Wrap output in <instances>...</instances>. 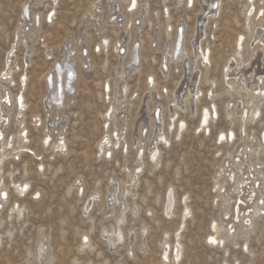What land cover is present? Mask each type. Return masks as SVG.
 Returning a JSON list of instances; mask_svg holds the SVG:
<instances>
[{"label":"rangeland","instance_id":"1","mask_svg":"<svg viewBox=\"0 0 264 264\" xmlns=\"http://www.w3.org/2000/svg\"><path fill=\"white\" fill-rule=\"evenodd\" d=\"M24 1L26 0H0V73L4 68L6 51L15 44L16 36H13V32L19 18L20 5ZM52 1L43 0L41 4L32 7L33 10L45 14L52 6L55 8V15L52 22L41 19V29L32 45L31 55L25 52L21 41L23 36H18L15 62L18 67L13 64L14 83H11L9 88L16 93L20 75L23 73L27 75L26 85L22 89L27 105L24 109V124L26 123L29 131V141L26 145L32 150L24 148L12 161H5L4 165L2 164L3 172H0L3 173L6 184L10 185L12 180L29 181L30 188L25 196L20 197L9 188L7 202L0 208V264H38L33 253L40 238H44L43 241L51 253L52 259L49 264H84L88 261L92 264H174V259H164L161 252L163 242L166 240L171 245L175 241L176 228L182 226L180 210L183 198L187 199L192 212L185 219L183 227L178 230L182 256L176 264H264V215L254 216L252 228L247 231L240 227L242 220L236 219V216L232 217L233 213L224 215L222 212L223 207L230 203L235 208L239 207L241 213L246 210L247 215L248 209L251 210V204L262 188V183H258L255 172L256 169H264L262 148H258L255 155L254 153L249 155L254 157V166L250 173L236 171L233 179L228 178V173L234 167L233 162L237 163L245 158V152L249 153V148L258 144L261 130L264 128V100L260 105L259 117L251 123L247 122L243 132L239 127L238 116L226 115L227 102L232 100L226 92L229 86L227 81L233 76L224 77L223 66L233 54L237 35L241 32L245 34L242 40V58L248 56V48L254 41L248 36L250 29L247 25L260 22L257 10L263 0L253 1L254 9L250 20L243 14L246 0H218L215 17L208 16L210 20L204 27L202 42L200 41L198 45L209 49L210 63L204 67L200 64L202 61H197L201 73L197 86L202 91L199 101L194 104L196 114L192 112V108L182 105L183 108L178 111L175 118L186 121L187 127H184L180 136L174 135V125H170V132L167 124L164 125L170 139L168 143L159 145L161 148L159 167L153 168L146 158L145 150L148 145L146 146L147 142L144 141L142 157L145 163L139 175V182L132 187L134 195L136 194L133 201L139 207L136 214L128 212L126 221L124 220L122 224L124 233L131 230L136 236L128 239L127 235L116 250H109L108 244L102 238V229L110 228L115 222L113 214L106 213L108 210L106 189L114 183H119L122 189L128 178L127 172L135 167L138 146L133 144L132 147V120L140 112L142 98H148L147 103L151 107L165 108L164 112L167 114V107L172 106L169 101L177 89V86L174 88L175 83L177 79L179 82L184 77L179 62L178 68L174 62L171 63L172 69L167 76L159 70L163 45L166 42H170L171 45L173 42L172 33L167 40L162 29L167 23L172 25L178 23L183 26L182 37L185 39L182 38V45L187 47L185 58L190 63V59L195 58L190 50V43H196L193 37L198 19L196 16L201 13L205 3L204 0H193L190 6L188 0H167L166 5L169 6L170 14L167 21L159 12L162 8L161 0H146L150 4L148 18L151 21L143 23L141 32L136 33L131 29L129 38L121 36L128 41L125 42L124 49L133 38L141 44L139 48L142 56L139 62L141 67L128 75L121 73V66L127 61L128 55L123 51L122 57L119 58L112 46L119 37L114 32L116 26L108 24L105 27L104 35L111 43L106 50L93 51L92 46L98 41L99 36L94 34L89 36L90 46L84 53L87 62L78 70L74 98L65 108L66 125L62 132L66 137L67 151L52 154L51 149L41 142L43 131H46L48 126L43 108L47 92L43 74L54 60L59 59L62 42L65 39L74 40L81 21L90 16V4L94 0H55V4ZM105 3L106 0H101L102 18ZM260 28L259 25L255 26V30ZM154 30L158 36H152ZM88 31L92 33L91 26L88 27ZM27 40L30 41L31 36H27ZM45 53L50 55L45 57ZM28 56L30 63L24 65L23 59ZM89 61L92 67L89 66ZM150 75H154L155 80L151 86L147 83ZM0 81L3 82L2 79ZM106 82L110 86L109 100L103 99V95L98 96V92H103L102 87ZM125 84L127 88L124 91ZM261 86L264 87V81L261 82ZM211 91L218 112L210 120L209 130L204 132L196 129V125L202 108L211 104V96L209 97ZM237 95L243 102L247 98ZM118 99L123 105L127 103L129 105V121L126 129L122 130L125 132L124 140L120 141L117 149L115 148L110 155L98 156V142L101 138L105 141L107 136L111 135L112 129H115L112 120L105 126L104 114L110 105H117ZM33 116H37V120L40 117L36 127L33 122L36 119ZM165 119H168V116ZM11 123L7 129L8 134L16 130L13 121ZM229 129L234 131V138L219 143L216 140L218 132ZM39 163H43L42 169L38 168ZM215 176L219 181L227 179L223 181L222 188H215ZM244 177L247 183L242 184L238 191L236 189L231 193L228 190L230 183L234 179ZM253 182H256L255 191L252 192V198L248 199L246 195L250 192ZM170 185L174 187L177 200L175 214L172 217L165 216L163 211ZM78 186L83 189L82 197L78 196ZM35 190L40 194L38 198L32 194ZM93 191L99 192L100 197L86 216L84 206ZM227 197H231L228 202L224 201ZM131 199L127 196L129 202ZM13 201L22 207L21 216H17L15 211L10 214ZM232 219L235 220L234 235L224 240V246L211 243L208 235L213 233L211 229L213 220L222 226ZM230 224L228 223V226ZM143 227H146V231L141 236ZM225 229L226 227H219V232L224 233ZM82 236L89 238L91 246L80 250ZM141 242H144V248L141 247Z\"/></svg>","mask_w":264,"mask_h":264},{"label":"bare ground","instance_id":"2","mask_svg":"<svg viewBox=\"0 0 264 264\" xmlns=\"http://www.w3.org/2000/svg\"><path fill=\"white\" fill-rule=\"evenodd\" d=\"M192 1L193 0H191V4ZM253 1L254 0H246L243 6V14L245 15L247 20H250L251 14L254 9ZM42 2L43 0H26L20 5L19 18L13 32V36H16L15 44L10 46V48H8V50L6 51L4 68L0 73V80H3V82L0 81V134H2V138H0V171L2 172V167L4 165L3 163L5 161H12L14 159V156L20 155V152L24 148L32 150L31 147L26 145V143L29 141V131L27 129V126H25L26 123L24 124V109L27 105L22 89L26 85L27 75L25 73L20 75L21 78L18 80L19 87L16 93H13L10 90L9 85L11 83H14V80L12 78V71L14 69V66L18 67L15 64L18 36H23L21 41L24 44L25 52L31 55L32 45L41 29V19L45 22L47 20L52 22L53 16L55 15V8H53L52 6L45 14H41L40 12L33 10V6L41 4ZM52 2H54L55 4V0H53ZM217 2L218 0H204L205 4L201 8V13H197L198 16H196V18L198 19H196L197 22L195 21L196 27L194 28V36L192 35L193 37H195L196 43H190V50L194 53L195 58L190 59V63L187 62L185 58L186 51H188L187 47L182 45L183 26H181L180 24L178 25V23L174 25L167 23L162 29L163 36H166L167 40L168 36H170V34L172 33L171 37L173 36V42L171 45L170 42L164 43L161 51L162 54L160 58L159 70L164 76H167L168 72H170V70L172 69L171 63L174 62L175 67L178 68L179 62L181 64L182 70L184 71V77L179 82L177 79L175 83L174 88H176L177 86V89L175 91L173 90L174 92L172 91L173 97L171 96L172 98L169 101L170 103H172V106L167 107V114H165L164 112L165 108L158 109L157 106L151 107L147 103L149 102L147 101L148 98H142V101L140 102V112H138V115H135L136 118L133 117L134 120H132V147L133 144L134 146H138L135 153L137 157L135 167L132 171L127 172L128 178L124 182V187L122 189L119 183L111 184L106 189V202L108 208L106 213H112L113 217L115 218V222L110 228L102 229V238H104L106 244H108L107 246L109 250H116L127 235H129L128 239H132L136 236V233L134 231L132 232L131 230H128L126 233H124L122 224L126 218L127 213L131 212L132 214H136L139 207L133 201L136 194L134 195L132 187L137 185V183L139 182V175L142 172L145 163L143 160L144 158L142 157L144 141L147 142L146 146L148 145L147 150H145L147 152L146 158H148V160L151 162L153 168L159 167L161 163V148L159 145L161 143L163 145L166 144L160 139V137L163 136L168 143L170 139L168 132H170L171 130V124L172 126L174 125L173 127L175 131H173L175 132V136H180L182 130L186 126V121H184L183 119L178 120V118H175V116L178 115L177 113H179L178 111L181 110L185 105L192 108V112L196 114V108H194V104L199 101L200 93L202 91L200 87L198 88L197 86V82L201 75L199 65L202 64V66L207 67V65H209L210 63L209 49L207 47L203 48L201 44L198 45V43L203 38L202 35L204 34V27L206 26V23L208 24V21L210 20L208 16L211 17L215 15L214 13ZM166 3L167 0H161L162 8L159 12H161L164 18L169 21V6L166 5ZM25 5L28 6L27 15L24 14ZM100 5L101 0H94L93 2H91V11H89L90 16H86V18L81 21L80 27L75 34L76 37H74V40L72 39L73 41L65 39L62 42V47L60 45L59 59L54 60L51 63L50 67H48L49 69L47 68L48 70L45 72V74H43L44 83L47 90L45 99L43 101V108L47 118L48 126L47 130L43 131L41 142L44 146L51 149L52 154L53 152L54 154L56 152L60 154L64 150L67 151L66 137L62 132L63 127L66 125L65 108H67V106L74 98L73 92L75 90V81L78 77V70H80V68H82V65L87 62L84 53H86L85 49L87 50L90 46L89 36H93V34L99 36L98 41L92 46L93 51L95 49L96 51L106 50V48H108V45L111 43L109 42V38H106V35H104L105 27L108 24L116 26L117 29L114 32L119 37L116 41H114L112 45L113 49L115 50L119 58L122 57L123 51H125V53L128 55L125 64H122V66L120 65L122 67L121 73L126 75L131 74L140 66L139 62L140 57L142 58V56H140L141 49L139 48L141 44L133 38L130 41L129 45L126 44L128 45L127 48L124 49L123 47L127 39H123L121 36H128L131 29L134 32L139 33L141 32L140 28H142L143 23H149L151 21L150 18H148L150 13L149 2L146 0L143 2H140L139 0H106L103 18L100 13ZM218 10H220V8H218ZM218 10H216V12H218ZM257 12H259L258 16L260 18V22L254 25H247V28L250 29L248 36L254 41V43H252V45L248 48V56L246 58H242L243 39H241V37L244 38L245 34L241 32L237 35L238 37L236 38V47L233 51V54L229 59H227L226 63L223 66V76H233L230 81H227L229 86L228 89H226V92L232 100H229L227 102L226 115L231 117L232 115L236 114L239 119V127L243 132H245V124L247 122L251 123L259 117L261 113L260 105L264 100V87L261 86V82L264 81V0L263 3L261 2L260 7H258ZM49 14H51V18ZM122 16L123 20L120 18ZM256 25H259L261 28L255 30ZM90 26L93 29L92 33L88 31V27ZM122 30L124 32H122ZM154 32L152 36L159 35L157 34L156 30H154ZM27 36H31L30 41L27 40ZM105 41L107 43H105ZM48 55H50V53H45V57H47ZM199 60L202 62H200V64L198 65L197 61ZM89 62V66L91 65L90 67H92L91 61ZM23 63L24 65H28L30 63L29 56L23 59ZM69 72L72 73L71 78H69ZM149 77L152 78V82L149 83L148 78L147 83L151 86L155 81L154 75H150ZM126 88L127 85H123L124 91L126 90ZM102 89L103 92H98V96L101 97L103 95V99L109 100V83L106 82L105 84H103ZM242 90H244L245 92L241 93ZM179 92H181L180 96ZM210 93L211 95L209 94V97L211 96V104L210 106H204L202 108L198 124L196 125V129H201L204 132L205 130H209V122L213 119V116L215 117L217 115L218 112L213 102L212 97L214 96L212 95V91ZM236 93L247 98L243 102V99L239 100L240 97ZM122 103L123 102H120L118 99L117 105H110L108 111H106V113L104 114L106 123L105 126H108V123L110 122V120H112V123L114 125L113 128L115 129H112L111 135L109 137L107 136L105 141H103L104 138H101V140L98 142V156H100V154L106 156L110 155V153L120 144V141L122 142V140H124L123 136L125 132H122V130L125 128V126H127V121H129V105L127 102V104L124 105ZM21 104H23V107H21ZM205 109H207L208 111L206 123ZM257 113H259V115H257ZM166 116H168V119H165ZM33 117L36 119L37 116ZM38 120L36 119L33 121L34 127H36V122ZM12 121L14 123V126H16V130L15 132L8 134L7 129L10 124H12ZM181 123H183L184 125L183 128H181ZM166 124L168 126V132H166L164 129V125ZM147 128H149V132L146 133ZM221 133L225 135L224 140L220 139ZM228 133L233 134L231 138L233 139L235 133L232 129H229L227 131L220 130L216 136V140L219 143L225 140H229ZM45 141H47V143H45ZM126 144H124L125 150H127ZM9 145L11 146L9 147ZM245 146L248 147V145ZM258 148H262V151L264 152V128L261 130L258 144L254 145L253 148H249V153L245 152V158L240 159V161H238L237 163L233 162L234 167L228 173V178L230 180L234 178V173L236 171H244L246 173H250L251 168L254 166V157H249V155H251L252 153H254V155L258 153ZM153 152L157 154L155 161H153L152 159ZM34 154H36V152H34ZM38 157L39 156H37V158ZM260 164H263V162H260ZM38 168L42 169L43 163H39ZM137 168L140 169L139 172L136 171ZM2 172H0V192L7 193V197L5 198L4 196L0 195V208L2 207L4 202H7L9 188H11L19 197L21 195L25 196L29 192L30 188L29 181L19 182L12 180L10 182V185L6 184ZM255 172L257 175L258 183H262V188L259 190L258 195L253 200L251 204V210L248 209L249 213H247L246 215V210H243L241 213L239 207L235 208V206H231L230 203L225 205L222 209L224 215H229V213L231 212L233 213L232 217L236 216V219L242 220L243 223L240 227L247 229V231L249 230V228H252L254 216H261V214L264 215V205L260 203V201L264 199V169L259 168L256 169ZM214 179L215 188H222L223 181H227V179L225 178L222 181H219L216 176ZM244 179L245 177L234 179L230 183V187L228 190L231 193L236 191V189L238 191L239 187L242 184L247 183ZM255 183L256 182H253V186L250 188V192H248V194L246 195L248 199L252 198V192L255 191ZM78 184H80V182H78ZM25 185H27V188H25ZM78 188V196L82 197V188H80V186H78ZM98 193L97 191H93L90 193L88 201L86 202V206H84V212L86 213V216H88V212L91 206L100 197V194ZM32 194H34L35 198H38V196H40L37 190H35ZM127 196H130V198H132L131 202L127 200ZM230 199L231 197H227L226 199H224V201L228 202ZM182 200V207L180 210L182 226H178L176 228L175 241L171 245L166 240L163 242V248L161 252V255L164 259H174V264H176V261L180 260V257L182 256V243L179 240L180 234L178 235V230L183 227L185 219L192 212L191 207L187 203V199L183 198ZM176 205L177 200L175 190L174 187L170 185L163 204V211L165 216H174ZM12 211H15L17 216L22 215V207L16 201H13L11 204L10 214L12 213ZM240 214L242 215L240 216ZM245 221H249V223H245ZM234 222L235 220L232 219L228 221V223H231L230 226H228V223L221 226L213 220L211 225L213 233H210L208 235L209 241L211 242V240H215L216 244L224 246V240L234 235ZM219 227H226L225 232L220 233ZM145 231L146 227H143L142 232H140L141 236H143V233ZM85 237L87 236H82V240L79 243L80 250L86 248V246H91L89 238L87 237V240H85ZM43 240L44 238H40L39 240H37L38 244H36L37 248L33 253V256L34 260L37 261L38 264H49L50 260L52 259L51 253L49 252L48 246H46ZM144 246V242H141V247L144 248ZM84 264H92V262L88 261Z\"/></svg>","mask_w":264,"mask_h":264},{"label":"snow or ice","instance_id":"3","mask_svg":"<svg viewBox=\"0 0 264 264\" xmlns=\"http://www.w3.org/2000/svg\"><path fill=\"white\" fill-rule=\"evenodd\" d=\"M189 4H191V0H189ZM24 14H25V15L28 14V6H27V5H25V7H24ZM49 16H50V18H51V14H49ZM241 39H243V38L241 37ZM105 43H107V42L105 41ZM98 50H99V49H98ZM71 76H72V73L69 72V78H71ZM151 82H152V78L149 77V83H151ZM210 95H211V93H210ZM21 107H23V104H21ZM207 115H208V111H207V109H205V123L207 122ZM257 115H259V113H257ZM183 127H184V125H183V123H181V128H183ZM232 136H233L232 133H228V138H229V139H231ZM0 138H2V134H0ZM160 139H161L162 141H164V143H167V140H165V138H164L163 136H161ZM220 139H221V140H224V139H225V135H224L223 133H221V135H220ZM45 143H47V141H45ZM10 146H11V145H9V147H10ZM118 146H119V145H118ZM156 155H157V154H156L155 152H153V154H152V159H153V161H155V159H156ZM136 171L139 172L140 169L137 168ZM25 188H27V185H25ZM81 191H83V190L81 189ZM0 195L4 196L5 198L7 197V193L0 192ZM260 203H261L262 205H264V199H262V200L260 201ZM245 223H249V221H245ZM85 240H87V237H85ZM210 240H211V238H210ZM211 242H212V243H216L215 240H211ZM129 255H131V253H129Z\"/></svg>","mask_w":264,"mask_h":264}]
</instances>
